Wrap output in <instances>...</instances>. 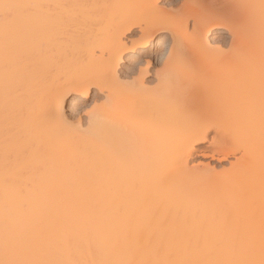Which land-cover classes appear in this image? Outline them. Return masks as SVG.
Here are the masks:
<instances>
[{"label": "bare ground", "instance_id": "6f19581e", "mask_svg": "<svg viewBox=\"0 0 264 264\" xmlns=\"http://www.w3.org/2000/svg\"><path fill=\"white\" fill-rule=\"evenodd\" d=\"M176 1L0 0V264H264V0Z\"/></svg>", "mask_w": 264, "mask_h": 264}, {"label": "rangeland", "instance_id": "374dc122", "mask_svg": "<svg viewBox=\"0 0 264 264\" xmlns=\"http://www.w3.org/2000/svg\"><path fill=\"white\" fill-rule=\"evenodd\" d=\"M176 1V0H175ZM178 2H182V0H177ZM176 1V2H177ZM184 1V0H183ZM211 1V0H210ZM219 1H223V0H219ZM218 0H216L215 2H217V3H214V2H210L209 3V5H208V2H209V0L207 1V3L206 2H204L206 5V11H204L203 12V14H202V16L204 15V13H205V15L206 16H209V15H212V14H214L215 13V11H217L216 9H218V2H219ZM174 3L173 5L172 4H165V5H163V6H160V7H162V9L164 10H162V12H165V11H173L174 9H177V10H179L180 9V4L181 3H179V4H177V3ZM173 3V2H172ZM211 3H212V5H211ZM166 5H168V6H166ZM169 5H171L172 6V8H170V9H172V10H168V8H169ZM175 5H177V6H175ZM212 7H211V6ZM216 5L218 6V7H216ZM165 6H166V9H165ZM170 6V7H171ZM178 6H179V8H178ZM211 8H210V7ZM213 6H214V8H213ZM168 7V8H167ZM216 7V8H215ZM208 8V9H207ZM210 8V9H209ZM212 8H213V10H212ZM177 10H174V11H177ZM207 10L210 12H207ZM211 11L212 12H214V13H211ZM207 12V13H206ZM208 13H209V15H208ZM226 18V17H225ZM224 20H226V19H224ZM191 24H192V22L190 21L189 22V26H188V29H191ZM219 30H221L220 28H216V29H214L213 30V33L210 35L211 37L212 36H222L223 38H224V40L223 41H217L216 43H214L213 45H218L219 47H215V46H213L214 48H216V50L215 49H212V51L213 52H219L220 53V50H221V52L223 53V52H225L226 51V54L227 55H229L228 53H230V51H229V49H231V47H229L230 45V42H231V40H232V38H231V36H230V34L229 33H227V32H224V33H218L219 32ZM190 32V31H189ZM164 32H162V31H159L158 33H157V35H156V38L154 39V42H153V44L154 45H151V48L154 46H156V42L158 41V40H164V41H166L165 43H168L169 42V44H170V39L169 38H164V36H166V34L164 33ZM163 34V35H162ZM162 36V37H161ZM130 38L131 39H136L137 38V34H132V35H130ZM230 38H231V40H230ZM262 38H264V37H262ZM156 40V41H155ZM169 40V41H168ZM187 40L188 41H184V43H183V47H186V48H188V49H191L192 47V41L191 40H189V38H187ZM262 40V39H261ZM264 40V39H263ZM191 41V42H190ZM189 42V43H188ZM185 43H187L186 44V46H185ZM191 43V44H190ZM168 44V45H169ZM262 43L260 42H258L254 47L256 48V50H258L259 51V53L261 52V53H264L263 51H261L262 50V48L263 47H261L262 45H261ZM167 45V44H166ZM165 45V47H168V45L166 46ZM213 47H211V48H213ZM253 47V48H254ZM210 48V49H211ZM218 48V49H217ZM255 48H254V52L253 51H250V50H252V48L249 50V51H247L246 50V48L243 50H240V51H244V52H250V54H251V52H253L252 54H255L253 57H254V59L257 57L256 55L258 54V51L257 52H255ZM167 49L168 48H163L162 49V51H164L165 53H166V51H167ZM205 49V48H204ZM204 49H203V51H204ZM223 49V50H222ZM218 50V51H217ZM246 50V51H245ZM209 51V50H208ZM208 51L206 52V57H204V54L203 55H201L202 56V58L205 60V64L206 65H208L209 63H207L206 61V58H209V56H210V54L208 53ZM239 51V50H238ZM240 51L239 52H237V53H240ZM155 52V51H154ZM236 52V51H235ZM244 52H241V53H244ZM201 53V52H200ZM222 53H221V56H222ZM212 54V53H211ZM135 55V56H134ZM163 55H164V53H163ZM216 55V54H215ZM133 56V57H132ZM131 56V54H128L126 57H125V59L119 64V66L117 67V70L119 71L118 72V74L121 76V77H123L122 79H124V78H126L127 76H129V77H127L128 79H131V76H132V74H131V76L129 75L130 73H132L133 72V69H134V73H133V77H134V79H136L137 77L138 78H140V76L139 75H141L139 72H140V70H139V68L140 69H142V68H147V72L144 74V76H143V79H142V83H144V84H146V85H148L149 84V86L151 87V85L152 86H154L155 85V76H154V71H156V70H158L159 69V67H160V65L162 66V64H161V59L163 58V56H162V58H160V57H156V58H150V57H147L146 55H137V54H133ZM212 56H214V55H212ZM224 56V55H223ZM233 56L235 57V55L233 54ZM238 56V55H237ZM239 56H241V55H239ZM252 56V55H251ZM130 57H132V58H134L135 60H136V62H137V60L139 61L138 63H136V62H134L135 60L133 59V61L132 60H130ZM262 57V56H261ZM131 58V59H132ZM258 58V57H257ZM237 59V58H236ZM235 59V60H236ZM147 60H149V65H147ZM235 60H233V62L235 61ZM131 61V62H130ZM159 61V62H158ZM137 64V65H135V64ZM159 63V64H158ZM134 66V68H133V66ZM130 66V67H129ZM132 67V68H131ZM161 69V68H160ZM132 70V71H131ZM139 70V71H138ZM128 72V73H127ZM123 73V74H122ZM139 73V74H138ZM122 74V75H121ZM126 74V75H125ZM128 74V75H127ZM124 75L126 76V77H124ZM126 78V79H127ZM123 81H127V80H123ZM155 81V82H154ZM129 82H130V80H129ZM148 86V87H149ZM96 95H97V97H96ZM93 96H94V98H93ZM73 99V100H72ZM79 99H81L80 98V96H72V95H69L68 97H67V99H66V101H65V108H64V112H65V114H66V116H67V118H68V120L70 121V122H72L73 124H74V126H76L77 124H79L80 126H84L85 125V123H86V118H87V116H86V113H87V111L88 110H90V106L92 105V103L93 104H95V103H97L98 105H99V103H101V100H103L104 98H103V96H102V93H98V94H93V92H91V94L89 95V98H87V99H85L84 100V103H82L81 104V102L82 101H78ZM94 99V100H93ZM104 101V100H103ZM102 101V102H103ZM78 106H77V105ZM96 104V105H97ZM74 105V106H73ZM76 105V106H75ZM80 105V106H79ZM76 124V125H75ZM78 126V125H77ZM82 127H80V128H82ZM214 134V131L213 130H211L210 132H209V137L211 136V135H213ZM205 144L207 145V142L206 141H204V142H201V143H199L198 145H197V147H202V146H205ZM202 151H200V150H194L193 152H192V154H191V156L188 158V167H190V168H196L198 165H200V166H198L197 168H198V170L199 169H203V170H205V171H207V169H206V167L208 166V165H210V167H211V169L209 170L208 169V171H209V177L210 176H212L213 175V177H208L207 175L208 174H205L206 175V179H205V181L207 182V181H209V180H207V178L208 179H210L211 181H209V183H213V185L216 183V182H220V179H221V177L219 178V176L221 175V173H217V172H222V169L223 168H227L228 167V162L229 161H232V160H234L233 159V156L231 155V156H229V159H227V160H224V161H217V160H215V159H211L210 157H203V156H201V153ZM229 160V161H228ZM199 163H202V164H199ZM203 164H205V165H203ZM208 164V165H207ZM201 165H203V166H201ZM205 166V167H204ZM205 168V169H204ZM208 168V167H207ZM203 170H201V171H203ZM211 171H214V172H211ZM203 173H204V171H203ZM214 173V174H213ZM211 174V175H210ZM216 174V175H215ZM204 175V176H205ZM219 175V176H218ZM217 176V177H216ZM214 178V179H213ZM219 178V179H218ZM213 179V180H212ZM218 179V181H216ZM214 180H215V182H214ZM208 183V182H207ZM212 183L210 184V185H212ZM217 184V183H216ZM218 185V184H217Z\"/></svg>", "mask_w": 264, "mask_h": 264}]
</instances>
